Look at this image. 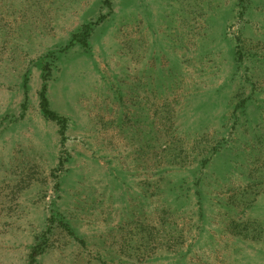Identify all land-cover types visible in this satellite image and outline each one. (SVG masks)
Returning <instances> with one entry per match:
<instances>
[{
    "label": "rangeland",
    "instance_id": "rangeland-1",
    "mask_svg": "<svg viewBox=\"0 0 264 264\" xmlns=\"http://www.w3.org/2000/svg\"><path fill=\"white\" fill-rule=\"evenodd\" d=\"M0 264H264V0H0Z\"/></svg>",
    "mask_w": 264,
    "mask_h": 264
},
{
    "label": "trees",
    "instance_id": "trees-1",
    "mask_svg": "<svg viewBox=\"0 0 264 264\" xmlns=\"http://www.w3.org/2000/svg\"><path fill=\"white\" fill-rule=\"evenodd\" d=\"M85 31L83 32V41L86 43L87 41V38L89 36V33H90V29H91V26L87 25L85 28ZM82 33H78L74 36L73 38V41L72 43H70L69 46H73L74 45V42H76L77 40L80 41V37L82 36L81 35ZM82 40V39H81ZM82 42V41H80ZM47 91H48V87H47V81H44V84H43V87H42V90H41V93H40V106H41V110L43 112V114L50 120H58V121H61V117H59L54 111H52L50 109V102H49V99H48V96H47ZM64 121V119H63ZM62 122V121H61ZM63 124V122H62ZM64 135V133H62ZM40 253L37 252V250L35 249L31 255V260L32 261H36V258L37 256L39 255Z\"/></svg>",
    "mask_w": 264,
    "mask_h": 264
}]
</instances>
